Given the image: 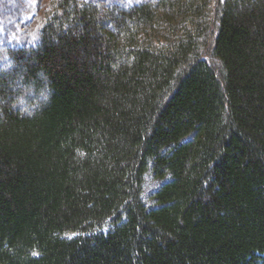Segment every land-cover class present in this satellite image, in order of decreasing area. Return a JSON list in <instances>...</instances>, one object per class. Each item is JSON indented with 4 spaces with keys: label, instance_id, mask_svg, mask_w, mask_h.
Listing matches in <instances>:
<instances>
[{
    "label": "trees",
    "instance_id": "16d2710c",
    "mask_svg": "<svg viewBox=\"0 0 264 264\" xmlns=\"http://www.w3.org/2000/svg\"><path fill=\"white\" fill-rule=\"evenodd\" d=\"M0 264H264V0H0Z\"/></svg>",
    "mask_w": 264,
    "mask_h": 264
},
{
    "label": "rangeland",
    "instance_id": "374dc122",
    "mask_svg": "<svg viewBox=\"0 0 264 264\" xmlns=\"http://www.w3.org/2000/svg\"><path fill=\"white\" fill-rule=\"evenodd\" d=\"M96 2H102L105 3V0H95ZM114 2V0H111ZM159 184V181L153 179L151 175H147L146 181H145V194L148 195L151 193Z\"/></svg>",
    "mask_w": 264,
    "mask_h": 264
}]
</instances>
